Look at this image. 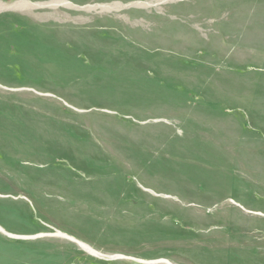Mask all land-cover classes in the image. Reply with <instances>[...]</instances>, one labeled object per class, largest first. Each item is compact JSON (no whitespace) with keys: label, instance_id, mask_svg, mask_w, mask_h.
Wrapping results in <instances>:
<instances>
[{"label":"rangeland","instance_id":"374dc122","mask_svg":"<svg viewBox=\"0 0 264 264\" xmlns=\"http://www.w3.org/2000/svg\"><path fill=\"white\" fill-rule=\"evenodd\" d=\"M0 2V264H264V0Z\"/></svg>","mask_w":264,"mask_h":264},{"label":"bare ground","instance_id":"6f19581e","mask_svg":"<svg viewBox=\"0 0 264 264\" xmlns=\"http://www.w3.org/2000/svg\"><path fill=\"white\" fill-rule=\"evenodd\" d=\"M4 4H6V3H3V2H0V7L1 6H3ZM18 4H21L22 6H25L26 4H27V2H25V1H23V2H18ZM60 235V234H59ZM90 250V249H89ZM92 251V250H91ZM92 252H94V253H96L97 254V252H95V251H92Z\"/></svg>","mask_w":264,"mask_h":264},{"label":"flooded vegetation","instance_id":"af4514ba","mask_svg":"<svg viewBox=\"0 0 264 264\" xmlns=\"http://www.w3.org/2000/svg\"><path fill=\"white\" fill-rule=\"evenodd\" d=\"M58 235L60 234V235H63V233H60V232H58L57 233ZM65 235V234H64ZM80 245H82V242H80ZM84 247V246H83ZM85 248V247H84ZM155 261H158V260H155ZM153 262V261H152ZM168 262V261H167ZM169 263V262H168ZM169 264H171V263H169Z\"/></svg>","mask_w":264,"mask_h":264}]
</instances>
